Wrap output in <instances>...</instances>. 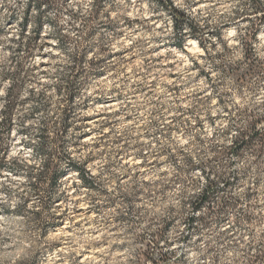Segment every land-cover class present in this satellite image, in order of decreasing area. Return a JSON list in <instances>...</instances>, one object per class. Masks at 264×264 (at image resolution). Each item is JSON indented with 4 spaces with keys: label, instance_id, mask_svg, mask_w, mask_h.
Here are the masks:
<instances>
[{
    "label": "clouds",
    "instance_id": "clouds-1",
    "mask_svg": "<svg viewBox=\"0 0 264 264\" xmlns=\"http://www.w3.org/2000/svg\"><path fill=\"white\" fill-rule=\"evenodd\" d=\"M0 264H264V0H0Z\"/></svg>",
    "mask_w": 264,
    "mask_h": 264
},
{
    "label": "rangeland",
    "instance_id": "rangeland-1",
    "mask_svg": "<svg viewBox=\"0 0 264 264\" xmlns=\"http://www.w3.org/2000/svg\"><path fill=\"white\" fill-rule=\"evenodd\" d=\"M90 119V118H89Z\"/></svg>",
    "mask_w": 264,
    "mask_h": 264
}]
</instances>
